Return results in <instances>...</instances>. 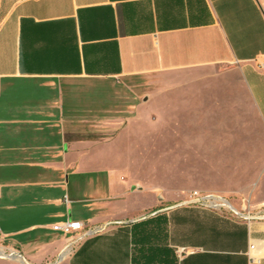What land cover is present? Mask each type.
Here are the masks:
<instances>
[{
    "label": "crops",
    "instance_id": "crops-1",
    "mask_svg": "<svg viewBox=\"0 0 264 264\" xmlns=\"http://www.w3.org/2000/svg\"><path fill=\"white\" fill-rule=\"evenodd\" d=\"M260 58L264 0H0V247L11 253L0 264H264ZM97 82L186 88L173 113L151 116V144L184 151L197 186L151 188L144 206L140 179L90 158L80 88ZM204 84L230 126H204ZM176 127L183 141L163 142ZM67 221L104 229H52Z\"/></svg>",
    "mask_w": 264,
    "mask_h": 264
},
{
    "label": "rangeland",
    "instance_id": "rangeland-1",
    "mask_svg": "<svg viewBox=\"0 0 264 264\" xmlns=\"http://www.w3.org/2000/svg\"><path fill=\"white\" fill-rule=\"evenodd\" d=\"M200 88H203L199 94L200 98L209 102V112L203 119L204 126L210 128L216 123L221 125L219 124L221 121H223L222 125L230 126V118L226 116L222 119L214 117L217 112L213 109L216 107V102H212V97H217L216 93L213 94L211 89L207 90L206 84ZM185 90L186 88L182 87L172 86L169 88L162 85L131 90L120 86H111L105 82H97L80 88V137L81 140L90 141L87 146L90 158L113 161L117 165L118 174L130 180L140 179L144 190L142 193H138L140 196L138 202L144 206L151 204V200L154 199L153 195L147 193L151 188L160 187L165 196H168L197 186L191 175L184 174V170H188L184 164V151L172 152L170 150L168 152L163 147L158 152V149H152L151 144L157 138L155 124L153 125L150 120L151 116H157L160 119L164 115L160 114L161 111L173 113L174 108L170 104V100L176 95L179 98L184 97ZM148 96L149 100L142 104L141 100ZM88 100L90 102H87ZM136 115L140 117V122L135 126ZM186 115L169 114L171 118L185 117ZM180 119H183L184 122V118ZM109 120H112V127H102V122ZM129 121L130 125H127ZM179 121L182 122V120ZM243 126V119H241L239 127ZM120 130H124V132L119 136ZM159 137L165 143L168 141L180 143L184 138L182 127H176L173 133L164 132ZM231 137V135H223L224 141H229ZM246 139L247 135L239 136L240 141H246ZM212 203H215L214 200ZM1 245L3 244L0 243ZM0 253V257L10 255L8 251H2L1 247Z\"/></svg>",
    "mask_w": 264,
    "mask_h": 264
},
{
    "label": "built area",
    "instance_id": "built-area-1",
    "mask_svg": "<svg viewBox=\"0 0 264 264\" xmlns=\"http://www.w3.org/2000/svg\"><path fill=\"white\" fill-rule=\"evenodd\" d=\"M255 65L258 69H264V58L255 59ZM193 196H198V194L196 192H193ZM198 201L203 203V204L208 203V204H206L208 206H213V207L220 206V204L218 202H217L218 204H211V201H212L211 197H205L204 196V197L198 198ZM245 217H247V216H245ZM52 229L54 231L62 233L63 235H66V236H70L77 231H83L84 230L83 232H84L85 236H88V235L99 233L104 228L102 227V228H93V229L92 228L91 229L86 228L85 229L84 225L81 222L67 221V222H64L62 224L54 225L52 227ZM253 249H254V245L250 244L249 250H253ZM10 255H11V253H10ZM250 260L252 263L254 262L252 257H250Z\"/></svg>",
    "mask_w": 264,
    "mask_h": 264
},
{
    "label": "bare ground",
    "instance_id": "bare-ground-1",
    "mask_svg": "<svg viewBox=\"0 0 264 264\" xmlns=\"http://www.w3.org/2000/svg\"><path fill=\"white\" fill-rule=\"evenodd\" d=\"M218 201V200H217ZM1 254V253H0Z\"/></svg>",
    "mask_w": 264,
    "mask_h": 264
}]
</instances>
